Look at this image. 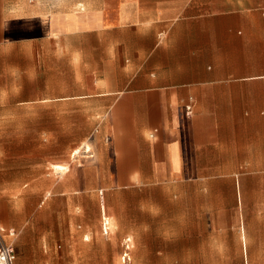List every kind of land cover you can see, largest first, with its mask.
Segmentation results:
<instances>
[{"label": "crops", "instance_id": "0c3cea01", "mask_svg": "<svg viewBox=\"0 0 264 264\" xmlns=\"http://www.w3.org/2000/svg\"><path fill=\"white\" fill-rule=\"evenodd\" d=\"M29 67L64 85L34 100L96 119L63 170L50 164L63 193L128 197L100 205L105 236H71L73 252L110 264L121 237L106 236L108 218L149 261L264 260V0H0V77ZM0 100L24 104L18 91ZM78 205L72 232L87 218ZM193 226L195 249L183 246Z\"/></svg>", "mask_w": 264, "mask_h": 264}, {"label": "rangeland", "instance_id": "374dc122", "mask_svg": "<svg viewBox=\"0 0 264 264\" xmlns=\"http://www.w3.org/2000/svg\"><path fill=\"white\" fill-rule=\"evenodd\" d=\"M38 73V69L25 68L18 83H14L15 78L0 77V92L18 91L24 98V104L19 105H15L16 101L0 100V159L3 161L4 171L1 174L3 178H0V188L7 187L8 191L5 195L0 194V222L13 228L15 232V236H8L6 241L14 250L15 264H104L107 261L100 259V253L73 252V245L68 242L71 236L81 235L86 239L104 235L100 205L113 204L118 200L126 202L128 197H106L96 192L94 196L81 201L63 193L69 187L70 181L61 172L55 173L50 164L65 167L71 153L79 146L80 138L88 136L96 119L76 114L64 116L58 114L64 111L62 108L49 110L48 102L34 100L38 96L46 95L49 87L55 93L64 89L63 84L49 85L46 81L47 75L39 76ZM72 88L73 85H69V90ZM52 111L55 114H51ZM38 162L41 166H48L47 174H37L31 170V165ZM87 182L89 187L96 189L102 188L103 184L107 187L114 186L112 181ZM185 186L193 187L191 182ZM80 203L85 206L87 218L84 222L78 219L72 232L67 224V210L70 206L79 209ZM107 221L109 229L106 236L121 237V244L112 249V259L108 261L110 264H264V260L225 261L195 258H152L149 261L144 259L142 245L127 241L130 237L125 235L126 222L117 226L108 218ZM152 231L158 232L159 228L153 227ZM184 232L192 240L183 246L195 249V226L185 228ZM150 246L154 250H164L168 255L174 254L175 246L172 244L153 243ZM123 253L127 254L125 258Z\"/></svg>", "mask_w": 264, "mask_h": 264}, {"label": "built area", "instance_id": "2783aa9c", "mask_svg": "<svg viewBox=\"0 0 264 264\" xmlns=\"http://www.w3.org/2000/svg\"><path fill=\"white\" fill-rule=\"evenodd\" d=\"M6 235L14 237L15 232L12 229L4 231L3 228L0 227V264H14L15 253L12 246L7 243L5 239ZM126 255H123V257L125 258Z\"/></svg>", "mask_w": 264, "mask_h": 264}, {"label": "bare ground", "instance_id": "6f19581e", "mask_svg": "<svg viewBox=\"0 0 264 264\" xmlns=\"http://www.w3.org/2000/svg\"><path fill=\"white\" fill-rule=\"evenodd\" d=\"M87 147V146H86ZM90 149V148H89ZM88 150V149H87ZM79 154V152H78V149H76L74 152H73V156H75V155H78ZM53 167V169L55 170V171H61V170H63L65 167L64 166H61V165H53L52 166ZM106 220H107V218H106ZM10 237V236H9Z\"/></svg>", "mask_w": 264, "mask_h": 264}]
</instances>
